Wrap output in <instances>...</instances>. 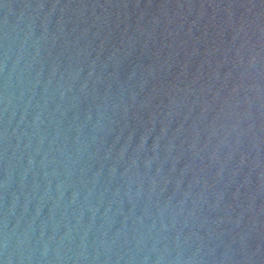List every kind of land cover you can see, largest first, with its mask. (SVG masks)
I'll return each instance as SVG.
<instances>
[{
    "label": "water",
    "instance_id": "1",
    "mask_svg": "<svg viewBox=\"0 0 264 264\" xmlns=\"http://www.w3.org/2000/svg\"><path fill=\"white\" fill-rule=\"evenodd\" d=\"M0 264H264V108L202 0H0Z\"/></svg>",
    "mask_w": 264,
    "mask_h": 264
}]
</instances>
